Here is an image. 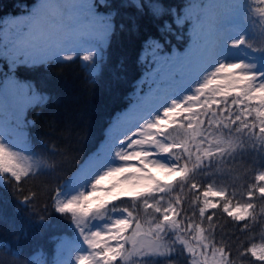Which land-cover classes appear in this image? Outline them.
Returning <instances> with one entry per match:
<instances>
[{
  "label": "trees",
  "instance_id": "obj_1",
  "mask_svg": "<svg viewBox=\"0 0 264 264\" xmlns=\"http://www.w3.org/2000/svg\"><path fill=\"white\" fill-rule=\"evenodd\" d=\"M37 1L0 0V91L9 80L19 96L15 106H6L4 121L12 132L23 135L27 148L15 146L10 133H0V264H54L63 255L60 242H74L82 224L73 212L57 211L59 193L105 142L114 118L138 104L135 93L146 71L142 58L147 47L161 44L164 55L189 47L195 41L193 17L199 22L205 12V0H139V6L136 0H93L96 14H112V28L99 50L97 70L90 73L89 61L84 63L81 53L68 47L59 51L53 45L23 54L2 38V21L28 13ZM237 1L244 6L248 32L244 43L264 56V23L247 7L248 0ZM152 5L161 6L162 13L155 15ZM224 98L222 105L230 97ZM185 123L171 125L164 133L186 145L171 149L176 160L186 165V176H179L162 194L120 197L101 213L91 211L83 224L125 208L134 223L145 229L160 222L172 205L175 224L162 234L151 232L154 243L147 253L110 264H194L178 238L195 240L197 225L206 238V247L196 243L200 256L223 249L225 264H264L246 251L250 245L264 244L260 223L264 194L259 191L264 124L253 118L235 119L220 107L203 106L194 123L207 127L206 136L214 132L225 142L219 151L194 159L197 154L188 144L191 138ZM208 186L223 195L215 196L217 206L202 215L201 197ZM226 202L251 205V214L235 220L223 210ZM254 209L261 210L253 213ZM253 214L256 220L248 224ZM157 247L160 251L154 250Z\"/></svg>",
  "mask_w": 264,
  "mask_h": 264
},
{
  "label": "rangeland",
  "instance_id": "obj_2",
  "mask_svg": "<svg viewBox=\"0 0 264 264\" xmlns=\"http://www.w3.org/2000/svg\"><path fill=\"white\" fill-rule=\"evenodd\" d=\"M39 2L40 0L36 2L28 13L10 15L2 21V38L7 41L9 40V47L21 51L23 54H34L35 51H42L45 48L50 49L53 46L52 43L44 42L40 39H28V42L25 44L18 43V41L26 38V34H30L31 36L38 34L41 25L39 13L35 6ZM57 2L62 3V6L66 5V12L70 8L75 13V22L71 23L70 26L78 28L81 33L77 41L56 47L57 50L61 51L69 47L74 53L81 52L83 62L89 61L87 70L90 73H95L98 66L96 59L99 50L104 45L109 34V32L105 34L102 22L96 19L102 16L93 11V0H88L87 4L84 0H63V2L62 0H57ZM89 5L91 6V10L89 9ZM246 5L264 23V0H248ZM203 8L207 10V18L206 12H204L203 19L199 21V27L194 26L192 28L195 41L189 47L175 50L170 55L161 53V44L154 43L147 47L146 53L142 58L146 71L138 86V91L135 93V99H138V104L130 107L124 114H120L114 118L108 128L105 142L75 172L66 187L59 193L61 203L72 201L74 197L78 198L81 195V191L87 193L91 177L100 170L102 165L109 162L119 163V161L111 159L114 155V147L117 144L126 146L125 132L131 127L137 126L136 130L141 134L135 137L138 147L125 154L140 152L141 155L139 157L129 155V159L125 160L127 163H124L122 167L132 166L140 169V171L128 172L123 176L130 174L127 175V178L136 176L154 181L151 189L141 192L139 194L141 195L162 194L179 177L177 176L172 180L165 181L163 180L165 174L160 171L154 176L150 171L153 168L152 161L154 164L164 165L171 169L172 172L186 168V165L179 163L171 153L172 148L182 149L186 145L184 146L180 141L173 143L164 136V131L169 126L183 124L187 121L185 124L189 129L188 138L189 140L191 138V142L188 144L194 149L195 155L197 154L196 156L194 155V159L221 149L220 144H224L225 142L223 136L215 135L214 132L206 136L207 127L203 129L201 124L196 125L194 123L198 115V108L213 105L215 108L220 107L221 112L227 111L228 115L238 120L245 121L253 118L258 119L261 123L264 121V116L258 115L259 113H264V91L252 94L245 92L248 84L242 79L244 75L248 74L252 76L251 83L253 88H260L264 85V56L242 48L239 45V38L243 36V42L246 36V33L242 29V19L244 18L243 4H238L237 0H205ZM217 51L222 53V58L225 60H242L246 64L253 65V67L243 72L232 71L233 84L226 92H221V87L218 91L205 94L202 89L199 95H204L205 99L199 103H173L174 101L181 100L186 102V99L192 93L194 83L199 78L198 73L201 67L208 60L209 56ZM89 54L88 60L83 59L84 56ZM223 78L216 77L215 80H222ZM223 87H226V85ZM208 96H211L212 99H208ZM223 96H231L225 105H222L223 100H225ZM17 100H19L17 86L8 80L0 91V132L10 133L11 142L15 146L22 147L27 151L23 135L20 132H12L8 126V122L4 121L6 106H15ZM139 125H142V128ZM200 133L205 138H202ZM146 135H150L152 140L145 139ZM140 141H143V143H140ZM162 146L166 147L168 151H162ZM2 167L3 162L0 154V170ZM261 176H264V174ZM260 181L262 182L261 189L264 188V180L260 179ZM210 189L211 192L209 191ZM101 190L97 189V191ZM214 192L217 193L213 187L208 186L202 194L201 203L204 200L215 203L214 197L219 195H213L212 193ZM122 209L125 208L113 209L108 216L93 219L89 225L85 226L82 224L79 226L73 243L68 242L66 239L60 242L63 255L54 264H73L82 253L102 252L103 247L92 248L86 242V238L90 237L92 232H101L102 235L103 233H107L104 239L101 240L102 245L115 247L117 244H122L125 250L131 249L133 246L128 242L126 237L132 233L137 225L134 223L131 211L128 209L127 211H122ZM117 219L129 221L128 228L122 233L118 228L112 226L113 222ZM170 219L176 221L175 209L172 205H169L165 209L160 222H155L149 228L143 229L141 227L143 235L140 237L139 251H132L129 256L137 253H147L149 246L154 243L151 232L162 234L166 229L172 228L174 224L170 222ZM110 228L111 231H109ZM178 239L184 245V241H187L192 246V251H189L186 245L185 248L189 254H192L194 264H207L205 257H211L213 253L202 257L199 254V250H197L198 248H196V243H201L202 246L206 247L205 242L202 243L196 238L190 241L183 236H180ZM101 264H103V261H101Z\"/></svg>",
  "mask_w": 264,
  "mask_h": 264
},
{
  "label": "snow or ice",
  "instance_id": "obj_3",
  "mask_svg": "<svg viewBox=\"0 0 264 264\" xmlns=\"http://www.w3.org/2000/svg\"><path fill=\"white\" fill-rule=\"evenodd\" d=\"M87 4L88 0H84ZM103 2V0H101ZM137 6H139V0H136ZM153 12L155 15H160L163 11L161 6L152 5ZM89 9L91 10V6L89 5ZM112 14H109L107 17H97L96 19L102 22V27L105 30V34L110 32L112 28L111 24ZM154 43V42H153ZM158 47V45H157ZM85 60L89 59V56H84ZM237 67H242L241 65L229 64L227 66H221L217 69V71L223 72H230ZM244 81L247 82L248 87L245 89V92L252 94L255 92L264 91V85L260 88H253L252 86V76L251 75H244L242 77ZM221 84L226 85V87H222L220 89L221 92H226L228 89L232 87L233 81L231 76H225L222 80H215L209 79L203 85V88H207L209 85ZM259 116H264V113H259ZM264 123V121H262ZM143 143V141H140ZM162 151H168L166 147H161ZM129 155L132 157H139L141 155L140 152H133L131 154H124L121 156V159L127 160L129 159ZM140 169L134 168L132 166L127 167H117L112 168L106 171L102 176H99L95 183L100 185V188H93L92 191L87 192L86 194H81L78 198L74 197L72 201L67 203H60L57 202V211L65 212L71 211L74 214V219L78 224L85 223V217L89 214V212L95 210L96 213H101V209L104 208L110 201H114L120 197H133L135 198L141 192H146L151 189L152 184L154 183L153 180H145L143 178H138L136 176L128 177L127 179H121V177L128 172H139ZM152 174L155 176L158 171L163 172L165 175L163 176V180L169 181L172 180L174 177L177 176H186L188 169H181L177 172H172L171 169L165 167L164 165H157L150 169ZM160 178V177H159ZM162 180V178H160ZM261 180H264V176L260 177ZM106 185V186H105ZM111 186L108 191H104L105 187ZM97 189H102L101 191H97ZM211 192V189L209 190ZM260 191L264 193V188H261ZM213 195H223L222 192L219 193H212ZM217 205L215 203H211L207 200L202 202V207L200 209L201 214L203 215L207 209L215 208ZM223 210L231 216L235 220H243L246 215L251 214V205H232L230 202H226L223 205ZM211 219V217H209ZM170 222L175 224L174 219H170ZM113 227L119 229L122 233L125 229L129 226V221L125 219H117L113 222ZM111 231V228L109 229ZM107 233L101 232H92L90 237L86 238V242L92 248L96 247H103L102 252L91 253V254H83L77 257V264H110L111 261L116 260L119 257L121 260H127L129 254L132 251H139L138 245L140 242V237L143 235L142 229L140 225L132 231V233L126 237L128 242L133 246L129 250H125L122 244H117L115 247L102 245L101 240L104 239V236ZM195 238L201 241L202 243L205 242L206 238L204 236V229L203 227L197 225L195 228ZM185 245L188 247L189 251H192V246L188 244L187 241H184ZM153 250V249H150ZM154 250L160 251L159 247L155 248ZM248 251L253 257L260 261H264V244L260 245H250L249 248L246 250ZM207 264H224L223 258V249H215L211 257H205Z\"/></svg>",
  "mask_w": 264,
  "mask_h": 264
},
{
  "label": "clouds",
  "instance_id": "obj_4",
  "mask_svg": "<svg viewBox=\"0 0 264 264\" xmlns=\"http://www.w3.org/2000/svg\"><path fill=\"white\" fill-rule=\"evenodd\" d=\"M65 6L66 5L62 6V3H58L57 0H40V2L35 6L36 10L39 13V19L41 25L38 34L36 36H31L30 34H26V38L18 41V43L25 44L28 42V39H33V40L40 39L44 42L52 43L56 47H61L65 43L71 44L77 41L81 33L78 28H74L70 26L71 23L75 22L76 19L75 13H73L70 8L66 12ZM205 12L207 18L208 15L207 10H205ZM193 20H194V25L196 27H199L200 22H196L194 17ZM87 56H90V54ZM67 58L71 59V56H68ZM229 64L242 66V67H237L232 71L243 72L253 67V65L246 64L242 60H237V61L225 60L224 58H222V53L218 51L213 52L209 56L205 64L201 67L198 73L199 78L194 83L192 88V93L186 99V102L184 100H181V101H174L173 103H186V104L199 103L200 101L205 99L204 95H199L202 89L205 94L209 92L218 91L219 88L223 87L224 85H210L207 88H203V85L209 79H215L216 77L231 76L232 71L230 72L217 71V69L220 68L222 65L227 66ZM208 99H212V97L208 96ZM139 127L142 128V125H139ZM136 128L137 126L131 127L125 132V138L127 141L126 146L122 144H117L114 147V155L112 156L111 159L114 161H119V163L109 162L107 164L102 165L100 170L91 177L90 183L88 185V192L92 191L93 188L101 187L100 185H97L95 183L96 179L99 176H102L106 171L112 168L122 167L124 163H127V161L121 159V156H123L126 152L132 151L138 147V144L135 141V137L137 135H140L141 133H139L136 130ZM171 131L172 130H169V132ZM127 175L121 177V179H127ZM110 187L111 186L105 187L104 191H108ZM80 194H86V193L81 191ZM115 202L116 201L114 200V201H110L109 203L114 204ZM106 208L107 205L104 208H102L101 211H103ZM258 210L261 209H254L253 213H255ZM122 211H127V209H122ZM254 220H256L255 214H253L249 218L248 224H250ZM260 223L262 225V228H264V216L260 217ZM248 224H245L243 226L248 227Z\"/></svg>",
  "mask_w": 264,
  "mask_h": 264
},
{
  "label": "bare ground",
  "instance_id": "obj_5",
  "mask_svg": "<svg viewBox=\"0 0 264 264\" xmlns=\"http://www.w3.org/2000/svg\"><path fill=\"white\" fill-rule=\"evenodd\" d=\"M242 39H243V36H241L240 38H239V45L241 46V47H243L242 46ZM233 56V55H232ZM231 61H236V60H234V59H231ZM146 130V129H145ZM146 134V133H145ZM145 139H148V140H152V137L150 136V135H146L145 136ZM152 163H153V167H155V166H157L158 164L156 163V164H154V162L152 161ZM83 254H86V253H82L81 255H83ZM73 264H77V260L73 263Z\"/></svg>",
  "mask_w": 264,
  "mask_h": 264
}]
</instances>
